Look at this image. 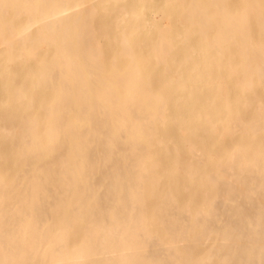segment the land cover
<instances>
[{"label":"bare ground","instance_id":"obj_1","mask_svg":"<svg viewBox=\"0 0 264 264\" xmlns=\"http://www.w3.org/2000/svg\"><path fill=\"white\" fill-rule=\"evenodd\" d=\"M0 264H264V0H0Z\"/></svg>","mask_w":264,"mask_h":264}]
</instances>
